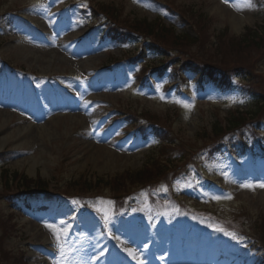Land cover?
Returning a JSON list of instances; mask_svg holds the SVG:
<instances>
[{
	"label": "rangeland",
	"instance_id": "1",
	"mask_svg": "<svg viewBox=\"0 0 264 264\" xmlns=\"http://www.w3.org/2000/svg\"><path fill=\"white\" fill-rule=\"evenodd\" d=\"M69 1L0 0L4 4L3 12L16 11L2 20L0 55L12 62L8 64L20 68L15 71L7 66L3 73L0 60V78L6 77L8 81L7 87L0 88V150L7 152L0 168L3 166L9 174L18 171L30 178L39 176L55 182L80 176L106 180L114 174L141 169L156 150L153 140L133 138L131 128L126 132L118 122L108 121L112 109H147L169 117L171 130L179 140L191 141L204 128L212 129L218 117L252 104L255 95L252 91L246 92L249 86L256 91H260L258 86L264 89L259 85L261 77L255 83L240 79L236 89L225 93L212 87L207 89L205 102L196 105L193 98L176 96V91L166 93L162 90L163 80L155 78L160 92L147 90L141 94L144 99L135 98L132 95L136 67L118 70L115 76L94 71L107 63L109 54L120 56L121 50L129 49L130 45L124 49L113 41L103 45L98 31L90 36L84 34L89 28L80 29L78 24L85 18L83 9L88 2L79 0L81 4L73 11V22L66 20L60 11ZM159 1L181 11L188 7L212 17L213 26L208 30L212 35L229 31L238 38L248 26L264 21V4L256 0ZM159 1L106 0L121 4L134 18L149 21L162 18L178 32H186L189 25ZM33 3L43 6L36 10ZM28 4L30 8L21 11ZM17 16L23 17L28 25L14 18ZM258 55L263 57H258V69L264 75V46L261 52H252L251 58ZM25 71L37 73L39 78L29 77L30 73L27 75ZM186 79L193 81L195 75L188 74ZM186 87L195 97L196 88L191 84ZM185 104L191 107L186 108ZM181 106L182 114L178 110ZM34 160L39 163L32 170ZM203 166L209 174L203 177L196 172L197 180L183 183L175 195L193 205L201 203L211 207L219 216L243 224L245 230L251 231L254 224L250 215L257 219L264 217V188L256 187L253 191L241 185L264 182L263 159L252 164L250 156L232 160L228 154H222L216 161H205ZM97 191L93 190L85 199L74 196L68 200L69 204L50 198L48 208L42 212L37 211L39 201L32 200L29 209L22 202L9 207L0 198L1 242L11 252L9 262L4 260V263L13 264L18 248L23 245L30 264H61L53 234L45 224L64 220L70 226L71 245L65 248V264H188L184 260L205 264H264L262 255L248 238L234 232L240 239H232L224 232L201 226L202 221L193 215L197 221L193 217L182 219L177 208L157 209L148 203L145 189L133 197L134 206L126 205L125 212L128 210L130 214L123 215L120 221L113 218L116 199L108 190L100 196L94 195ZM156 194L161 200L169 197L166 188ZM229 194L232 199H212ZM11 211L18 226L11 236L4 237V230L11 228ZM105 219L108 220L106 232Z\"/></svg>",
	"mask_w": 264,
	"mask_h": 264
},
{
	"label": "trees",
	"instance_id": "2",
	"mask_svg": "<svg viewBox=\"0 0 264 264\" xmlns=\"http://www.w3.org/2000/svg\"><path fill=\"white\" fill-rule=\"evenodd\" d=\"M100 8L117 18L115 13L118 12V7L115 8L114 5L111 6L101 4ZM184 13L190 17H195V13H193V11H184ZM194 22L199 27V32L207 29L205 26L206 22L202 16L196 17ZM123 23H126V25L137 32L144 33L147 36H153L156 43L163 44L167 49H173L176 51L179 50L178 52H180L186 48L199 46V44H197V39L190 33H177L174 27L162 24L161 20L148 22L147 20H131L129 18H124ZM222 37L223 35H220L221 42H219V44L215 47V54H211L213 58L208 59V61L212 64H216V62L219 63V65L214 66V69L209 68V65H206L205 62H203L204 65H200V67L192 62H188V64L199 69L202 76H214L215 80L220 81V84L222 85H226L228 81L227 77L230 76V73L245 76L252 75V71L245 68V65L248 64L244 62V59L245 61H251L252 52L261 50V47L264 46V25H259V27H248L243 36L236 39L232 38L228 42L222 41ZM202 48L203 47H201V49ZM200 56L201 55H197L194 58L199 59ZM231 66L235 67L233 68ZM221 77L222 79L224 78L222 81ZM263 110L264 104H258L249 111H240L237 109L235 112L230 114L227 124H222L219 120L214 124L213 130L207 131L204 129L200 132L197 142H203L205 147L209 144H215L216 140L221 139L222 135L227 131L244 126L248 119H258L264 116ZM145 116L154 124H158L159 122L162 123L161 118H158L150 112H145ZM155 134L161 139L168 138V135L164 133L162 127L157 128L155 130ZM162 146L163 147L159 150V152L152 155L141 169L126 171L122 174L114 176L106 182H104V179H100L95 187L98 188L104 185L109 187L114 192L119 193L129 188H135L139 185L149 184L154 181L156 182L157 180L168 176L171 171H174L173 163L174 161H178V158H175V154H172V152L170 153L169 150L175 145L167 143ZM182 154L183 156L181 157L188 155L184 145L182 147ZM0 181L4 189H11L15 187L17 190H21L34 187L39 190H44L50 187V183L44 180H35L28 178L27 176L18 177L17 173L12 175L7 173L5 170L2 172ZM83 188L84 187H80V189ZM261 221V223H258L259 225L256 224L258 225L256 228L260 229V231L256 234V238L261 243L262 247H264V219Z\"/></svg>",
	"mask_w": 264,
	"mask_h": 264
},
{
	"label": "snow or ice",
	"instance_id": "3",
	"mask_svg": "<svg viewBox=\"0 0 264 264\" xmlns=\"http://www.w3.org/2000/svg\"><path fill=\"white\" fill-rule=\"evenodd\" d=\"M225 2H228V0H225ZM241 103H243V101H240ZM184 107L189 108L191 107V105L189 104H185ZM241 187L250 189V190H255L256 187H260V188H264V182L257 184H253V183H245L242 184ZM212 199L214 200H221V199H232V196L229 194L225 197H221V196H213ZM73 203H79L78 201H73ZM103 203V202H101ZM111 203V202H109ZM99 211V209H98ZM45 227L48 228L54 237V242L56 245V248L59 252V255L61 257V264H65L64 261V257L66 256V251L65 248L67 247H71V245L69 244V240H70V235H69V224L64 221V220H60L57 223H46ZM217 231L220 232H224L225 235L230 236L232 239H240L237 237L236 233L234 232H228L226 231L223 227H220L218 229H216ZM116 239H119V237H116Z\"/></svg>",
	"mask_w": 264,
	"mask_h": 264
},
{
	"label": "bare ground",
	"instance_id": "4",
	"mask_svg": "<svg viewBox=\"0 0 264 264\" xmlns=\"http://www.w3.org/2000/svg\"><path fill=\"white\" fill-rule=\"evenodd\" d=\"M241 18H243V17H241ZM100 150H104V151H106L104 148H102V147H100L99 148ZM31 162H33V164H32V170L35 168V166L39 163V161H31Z\"/></svg>",
	"mask_w": 264,
	"mask_h": 264
}]
</instances>
